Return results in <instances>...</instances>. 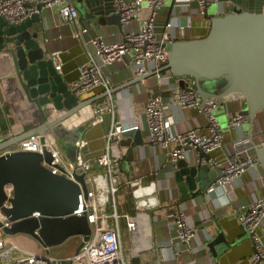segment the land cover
<instances>
[{
	"label": "crops",
	"instance_id": "crops-1",
	"mask_svg": "<svg viewBox=\"0 0 264 264\" xmlns=\"http://www.w3.org/2000/svg\"><path fill=\"white\" fill-rule=\"evenodd\" d=\"M147 1L140 0L139 17L127 23L122 22L121 30L117 25H105L96 30V36H102L108 43H115L122 34L137 31L141 21L151 15L146 6ZM227 10L228 2L219 0L210 3L205 14L201 13L196 0H163L157 7L154 23L159 37L166 32L173 40L200 38L209 32L210 17L225 14ZM78 18L83 27L80 13ZM41 19V45L47 51L48 57H52V53L56 51L60 52L62 66L58 73L71 87L78 76L79 67L90 59L88 49L81 40L73 37L75 27L62 22L55 5L43 9ZM170 20L173 25L165 28ZM186 23L189 25L181 32L179 26ZM8 67V60L1 53L0 127L13 136L38 124L39 119L33 106L21 100L18 85L11 78ZM133 67L132 56L125 57L123 63L104 67V73L110 79L111 99L116 110L115 119L125 125L138 124L137 130L143 137V142L134 149L133 161L124 162L125 170L121 166L122 182L116 198L119 218L118 221L109 220L112 227L118 224L126 260L130 264H178L181 261L189 264H249L253 244L245 227L239 222L237 213L242 205H248L264 195L263 166L257 162L230 183L214 190L207 189L204 195L181 202L174 165L161 149L153 146L148 140L145 102L150 91H161L167 104L166 114L172 119L170 129L173 132L190 128L206 131L207 116L197 109H182L176 104L175 90L180 85L171 71L166 70L158 73L159 75L154 74L143 81L134 82L136 77L133 75ZM152 71L155 70L151 67L150 73ZM104 91L103 87H97L78 94V97L79 100H86L98 97L105 93ZM107 101L109 95L106 94L70 116L71 125L77 128L85 127L83 137L88 142L86 153L91 157L101 153L104 135L109 124L111 125V119L104 116L102 123L92 125L88 117L97 105ZM237 112H243L240 102L219 104L214 108V114L224 129V135L222 146L209 153V156L227 162L235 157L233 145L241 142L238 150L247 152L256 160V148L264 147V110L257 113L251 127L248 121L239 128L228 127V118ZM81 114H84L86 121L81 120ZM60 136L63 148L66 138L63 133ZM115 145L114 153H127V146ZM185 157L188 161L195 162L197 153L189 151ZM135 178L140 179V183L146 187L144 195L139 198H134L131 187L126 184L128 179ZM179 213L196 229V236L189 245H183L176 240L175 219ZM219 232L223 233L226 244L220 242L215 246L218 252L215 257L208 244ZM33 239L39 243L37 239Z\"/></svg>",
	"mask_w": 264,
	"mask_h": 264
},
{
	"label": "water",
	"instance_id": "water-1",
	"mask_svg": "<svg viewBox=\"0 0 264 264\" xmlns=\"http://www.w3.org/2000/svg\"><path fill=\"white\" fill-rule=\"evenodd\" d=\"M228 2L225 14L210 17L206 36L193 39L170 40L166 43L167 63L160 69L136 78L143 81L148 76L170 70L180 86H191L202 105H219L240 102L250 127L257 113L264 110V0H219ZM87 30L86 38L97 35L96 30L105 25L122 29L120 12L115 0H73ZM42 11V10H41ZM41 11L21 23L13 24L0 16V54L8 60L10 76L18 85L21 100L36 111L39 123L11 136L0 127V151L29 137L54 129L66 138L63 149L73 160L75 143L83 139L85 127L63 125L74 112L105 96L79 100L70 86L63 81L54 67L52 57L42 47ZM143 142L139 130L123 133L117 145L127 146L122 156L132 162L134 149ZM257 158L264 168V147L256 148ZM201 157L208 158L204 152ZM51 162L52 155L45 151H14L0 155V207L10 221L5 231L24 233L46 246L63 243L68 237L78 235L86 240L90 234L87 213L74 214L79 207L82 189L86 191L83 175L75 180L65 174L52 172L42 164ZM175 180L181 191L180 201L204 195L210 184L223 175L219 168L208 163L180 159L175 165ZM12 184L10 207L3 206L7 199L5 184ZM179 201V202H180ZM39 212L40 218L28 217ZM225 243L223 233L208 244L216 257L215 246ZM82 242L76 249L79 252Z\"/></svg>",
	"mask_w": 264,
	"mask_h": 264
},
{
	"label": "built area",
	"instance_id": "built-area-1",
	"mask_svg": "<svg viewBox=\"0 0 264 264\" xmlns=\"http://www.w3.org/2000/svg\"><path fill=\"white\" fill-rule=\"evenodd\" d=\"M200 11L205 14L210 3L217 0H196ZM163 0H148L147 8L151 15L141 21L137 31L126 32L115 43H108L102 36H95L87 39V30L79 23V10L73 0H0V16L9 23H21L33 14L39 13L45 8L54 5L60 6L59 15L63 23L73 29V37L83 42L88 49L89 61L79 67L77 78L71 84V90L75 95L83 94L97 87H103L104 92L109 95V101L97 105L89 114L90 124L95 125L104 121V116H109L107 132L104 135V145L101 153L95 157L87 155L86 139L78 140L75 143V156L71 160L65 154L62 145L58 142L54 129L45 133V141L42 143L40 135L34 134L12 144L0 151V155L14 151H35L44 154L48 151L52 155L51 162L45 160L42 164L54 173L65 174L75 181V175H83L86 184V191L81 187L79 196V207L74 214L80 215L82 211L87 213L90 224V234L86 240L81 237L82 246L79 252H75L64 258L53 257L50 254V246L43 245L44 253H34L16 246L11 241V234L5 231L13 221H10L0 207V264H130L124 255L122 248L121 234L116 227L109 224V220L118 221L117 193L121 186V151H113V147L122 139L125 131L139 128L138 124H122L115 119V107L111 99L110 79L104 73V67L123 63L125 57H133V75L141 78L150 73L151 67L156 71L167 63L166 43L172 40L171 35L165 32L159 37L154 15L157 7ZM117 11L120 12L121 21L127 23L139 17L141 11L140 0H115ZM170 20L165 28L171 27ZM189 24L179 26L181 32ZM55 61V69L61 70L60 52L52 53ZM99 61V62H98ZM170 71V70H169ZM160 73V72H159ZM158 74V73H156ZM159 75V74H158ZM176 104L182 108H194L207 116V130L194 128L184 131L173 132L170 129L172 119L167 116V104L161 91H150L145 102V112L149 131V142L161 149L167 159L175 165L189 151L197 153L196 161L208 163L211 168H219L223 175L210 184L208 190L226 185L239 177L244 171L255 165L257 161L247 152L238 150L241 142L235 143V157L227 162L217 160L209 156V153L219 149L223 144L224 129L217 116L214 114L215 105H202L196 96L193 88L189 86H178L175 90ZM105 117V119H106ZM71 119V118H70ZM68 119L62 122L63 125H71ZM81 120L86 121L84 114ZM248 119L242 112L231 115L227 120L230 128H239ZM204 152L208 158L201 157ZM131 187L134 198L144 195L146 187L140 183V179H128L126 181ZM4 192L7 199L3 206L10 207V198L13 197V185H4ZM39 212H33L28 217L40 218ZM239 222L245 227L248 237L253 244V252L249 264H264V195L256 198L248 205H242L237 213ZM176 240L189 245L196 236V229L185 221L184 215L179 213L175 219ZM178 264H189L181 261Z\"/></svg>",
	"mask_w": 264,
	"mask_h": 264
},
{
	"label": "rangeland",
	"instance_id": "rangeland-1",
	"mask_svg": "<svg viewBox=\"0 0 264 264\" xmlns=\"http://www.w3.org/2000/svg\"><path fill=\"white\" fill-rule=\"evenodd\" d=\"M56 8H60V6L55 5ZM58 142L61 144V136L60 134H56ZM115 151V149H113ZM11 241L18 247L29 250L35 253H44V249L42 248V244L38 243L36 240L32 238V236H28L24 233H16L11 235ZM81 243V237L78 235L68 237L63 243L50 246V254L53 257L64 258L69 254L75 253L77 247ZM41 245V246H40Z\"/></svg>",
	"mask_w": 264,
	"mask_h": 264
}]
</instances>
